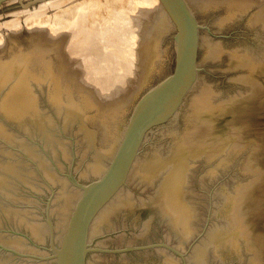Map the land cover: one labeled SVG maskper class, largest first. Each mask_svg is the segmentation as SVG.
Returning a JSON list of instances; mask_svg holds the SVG:
<instances>
[{"label": "water", "instance_id": "1", "mask_svg": "<svg viewBox=\"0 0 264 264\" xmlns=\"http://www.w3.org/2000/svg\"><path fill=\"white\" fill-rule=\"evenodd\" d=\"M160 1L174 66L111 157L80 104L50 93L52 66L29 78V52L5 60L0 264H264V8Z\"/></svg>", "mask_w": 264, "mask_h": 264}, {"label": "rangeland", "instance_id": "2", "mask_svg": "<svg viewBox=\"0 0 264 264\" xmlns=\"http://www.w3.org/2000/svg\"><path fill=\"white\" fill-rule=\"evenodd\" d=\"M54 1L55 0H9L7 2L0 4V42L3 38H5V40H2V43H0V72L3 68L6 59L11 58L15 55L21 57L26 52H29L31 54L29 63L27 65V69H28L27 77L31 78L32 73H35L38 76L47 79L49 73L51 72V66H52L54 74L50 77V93L51 94L61 93L64 101L67 102L77 101L80 104V106L85 111L86 124L97 132V139H96L97 148L101 151L108 152L111 157L114 153L115 146L113 147L111 153L110 151L107 150L110 148L109 146L113 144L111 142L116 140L115 137L119 135L118 131L121 132L122 126L123 128L125 127L129 119V116L133 110V107L135 106L140 95L149 87L153 86L155 83L163 79L173 69L174 61H175V43L173 38L176 30L174 26L175 24L171 25L169 21H165L163 18L161 19V17L160 18L157 17V20H159L158 23L160 24L156 29V31L153 32L151 37L152 38L151 65L153 66L152 71L150 72V74H148L149 75L147 76L148 78L147 77L145 79H143L144 77L142 78L140 84L137 85V87L135 86L131 87L130 88L131 91H127L126 93H124L125 96L123 94L122 99L121 96H119L120 99L117 97V99L115 98L112 100L114 101L115 105L116 102L118 101L116 107H119L118 110H120V115L117 116V114H115L116 115L115 116L113 114L115 118L111 116V117H106L105 119L104 116H100L101 114H98L101 113L100 108L102 106L100 105H103V102L99 101V99L102 100L101 98L102 91L100 90V88H98L99 87L98 85H95V83L90 80L89 77L87 78L88 75L84 77L85 79H83V76L87 73L84 71L85 68L83 69L84 67L82 66L83 64L80 63L79 59L77 58L79 54H75L77 55L75 58V55L72 57L73 53L68 52V48H69L68 43L70 42L69 40L71 39L70 38L71 36L69 37V34H66L65 32L66 30L65 28H67L66 25H68L66 23L69 20L70 23H73L71 22L72 16L76 14V11L78 12L75 6L80 4L82 1H86V0H62L60 5H54ZM97 1L98 2H96V4L97 3L99 5L101 4V8L103 9L99 8L100 6L97 7L96 5V10L97 9L100 11L102 10V12L110 11L109 9L107 11L104 9L105 8L104 6L107 4L105 1L107 0H97ZM102 1H104L105 3ZM193 2H195V4H193L192 0H190V3L193 4V5L190 4V6L192 7L193 10L198 9L197 11L195 10V14L197 15H204L216 7L226 6V5L264 8V0H199V2L193 0ZM196 2L199 4H196ZM71 6L73 8H71ZM194 6L196 7L194 8ZM197 7H199L200 9ZM73 10L74 12H72ZM58 14H59L58 18L62 19L61 22L63 21V19L65 21L68 19L65 23L63 22L64 25L61 24L64 27L65 26L66 27L60 30L59 28L63 26L59 24L60 21H58L59 19L57 18ZM15 20L18 23L17 24L15 22L17 24L15 25L16 27L13 25L14 24L13 21ZM163 20L165 22H163ZM40 24L43 25V27L42 26L40 27L39 26ZM18 25L19 28L17 29ZM170 25L173 29L170 27ZM56 30L57 32L60 33L56 34ZM53 31L57 36L52 35ZM62 31L64 36L61 33ZM53 36L55 37L53 38ZM65 44L66 45L68 44V46H66L67 48L65 47ZM79 56L81 57L82 55L80 54ZM75 60L78 61L74 62ZM74 67L77 69H75ZM85 80L86 81L90 80L91 82L90 81L89 82L91 83V85H93V83L94 85L89 86L90 83L88 81L86 82ZM55 81H57V83H55ZM87 83H89V85H87ZM52 88L53 90H51ZM96 88L99 91L97 90L95 91ZM100 91L101 93H97ZM132 91L134 92V95L132 94ZM130 93L131 95L135 96V98L133 97L134 100L132 99ZM129 99H131L132 101ZM126 101L128 102L126 103ZM120 103L121 106L123 104V107L119 106ZM252 110L258 126L264 133V71L261 73L260 77L258 78V81L254 88L253 97H252ZM102 121H105L107 123L106 125L109 124L107 128H110V130L107 129L106 134L100 132L101 130L98 131L101 125L102 126L105 125L104 122Z\"/></svg>", "mask_w": 264, "mask_h": 264}, {"label": "bare ground", "instance_id": "3", "mask_svg": "<svg viewBox=\"0 0 264 264\" xmlns=\"http://www.w3.org/2000/svg\"><path fill=\"white\" fill-rule=\"evenodd\" d=\"M61 1L62 0H55L54 5H60ZM196 1L199 2V0ZM96 2L98 1L86 0V1H82L80 4L75 6L78 12L76 11V14L74 13L75 15L72 16L71 22L73 23H70L69 22L70 20L67 21L68 19L66 20L67 21L66 24L68 25L66 24L65 25L67 26V28H65L66 26L65 27L63 26L64 25L63 22L65 23L66 21L63 19V21L61 22L62 19L58 18L59 14L57 18L59 19L58 21H60L59 24L60 25L63 24L61 25L63 27L59 28V30L65 28L66 34H69V37L71 36L70 37L71 39L69 40L70 42L68 43L69 44L68 52L73 53L72 57L75 54L82 55L81 56L82 59L79 55H78L79 57L75 55V58L77 56L79 62L83 64L82 66H84L83 69L85 68L84 71L87 73L83 76V79H85L84 77L88 75L87 78L89 77L90 80L93 81L95 85H98L99 87L98 86L97 87L100 88V90L102 91V96L100 95L102 100L99 99V101L103 102V105H100L102 106L100 108L101 113L98 114H101L100 116H104V118L106 119V117H111L113 116V114L114 115L117 114V116L120 115V110H118L119 107H116L118 101L116 100L117 102L115 105L114 101L112 100L115 98L117 99V97L119 98V96H121L122 99L123 97L122 95L124 93H126L127 91H131L130 90L131 87L134 86L137 87V85L140 84L142 78L144 77L143 79H145L147 76H149L148 74H150V72L152 71L153 66L151 65L152 62L151 37L153 32L156 31V29L160 24L158 23L159 20H157V17L158 18L161 17V19L163 18L165 21H169L171 25H173L174 23L171 20L169 14L165 10L160 0H107L105 1L107 4L104 6L105 7L104 9L106 11L109 9L110 10L109 12L108 11L105 12L104 10H103L104 12H102V10L100 11L98 9L96 10V5L97 7L100 6L99 8H101V4L100 5L98 3L96 4ZM188 2L189 4H191L190 0H188ZM192 3L195 4L193 0ZM196 4L199 3L196 2ZM195 7L196 6H194V8ZM71 8L73 7L71 6ZM195 10L193 11L195 12ZM72 12H74V10ZM164 20L163 22H165ZM13 22H14L13 24L14 26L18 24L16 20ZM39 26L43 27V25L41 24ZM18 28L19 25L17 26V29ZM54 31L52 35H56L57 33L58 34L60 33L57 32L56 30V34H55ZM61 33L63 34V31ZM54 37L55 36H53V38ZM2 40H5V38H3ZM2 40L0 43H2ZM68 44L67 45L65 44V47L68 46ZM77 61L78 60H75L74 62ZM55 83H57V81H55ZM89 83H87V85H89ZM93 85H91L90 83L89 86H93ZM51 90H53V88ZM96 90L99 91L97 88L95 89V91ZM101 91L97 93H101ZM133 91L132 94L134 95ZM133 95H131L132 99L133 97L135 98V96ZM128 101H126V103ZM119 106L123 107V104L121 106L120 103ZM102 122H104L105 125L104 126L101 125L98 131L101 130L100 132L106 134L107 129L110 130V128H107L109 124L106 125L107 123L105 121ZM123 130H124L123 126L121 132L117 130L119 132V135L115 137L116 138L115 141L111 142L113 144L109 146L110 148L108 150L106 149L107 151H110V153L112 152L113 147L115 146L116 149L117 145L119 144Z\"/></svg>", "mask_w": 264, "mask_h": 264}]
</instances>
